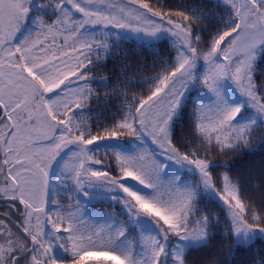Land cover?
Returning a JSON list of instances; mask_svg holds the SVG:
<instances>
[{
  "label": "snow or ice",
  "instance_id": "6c2138e0",
  "mask_svg": "<svg viewBox=\"0 0 264 264\" xmlns=\"http://www.w3.org/2000/svg\"><path fill=\"white\" fill-rule=\"evenodd\" d=\"M0 264H264V0H0Z\"/></svg>",
  "mask_w": 264,
  "mask_h": 264
}]
</instances>
